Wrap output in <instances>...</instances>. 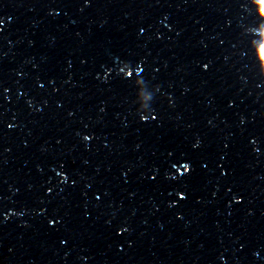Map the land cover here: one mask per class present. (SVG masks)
Returning <instances> with one entry per match:
<instances>
[{
    "label": "water",
    "instance_id": "1",
    "mask_svg": "<svg viewBox=\"0 0 264 264\" xmlns=\"http://www.w3.org/2000/svg\"><path fill=\"white\" fill-rule=\"evenodd\" d=\"M0 264H264V0H0Z\"/></svg>",
    "mask_w": 264,
    "mask_h": 264
}]
</instances>
